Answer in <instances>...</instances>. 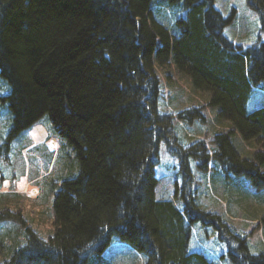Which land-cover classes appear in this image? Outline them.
Returning a JSON list of instances; mask_svg holds the SVG:
<instances>
[{"label":"trees","instance_id":"16d2710c","mask_svg":"<svg viewBox=\"0 0 264 264\" xmlns=\"http://www.w3.org/2000/svg\"><path fill=\"white\" fill-rule=\"evenodd\" d=\"M247 3L260 28L244 46L224 33L234 12L223 16L214 0H0V76L12 114L1 147L44 121L74 153L46 236L1 205L0 221L20 229L8 234L0 264H105L113 236L142 252L143 264H214L189 251L197 221L216 230L232 264H264V252H252L220 214L197 204L191 170V160L202 173L212 162L264 187V105L247 109L253 87L264 84V0ZM172 66L232 126L215 131L212 150L203 139L182 144L174 114L158 106L156 69ZM197 108L176 117L202 122ZM235 132L253 145L248 153L234 146ZM161 141L177 158L182 209L155 197Z\"/></svg>","mask_w":264,"mask_h":264},{"label":"rangeland","instance_id":"374dc122","mask_svg":"<svg viewBox=\"0 0 264 264\" xmlns=\"http://www.w3.org/2000/svg\"><path fill=\"white\" fill-rule=\"evenodd\" d=\"M214 5L225 17L234 12L232 22L224 28L228 37L244 46L257 40L260 21L247 0H214ZM171 10L169 6L168 11L164 9L166 12ZM183 13L182 10L177 11L176 17ZM173 66L156 69L160 80L158 106L174 114L175 131L182 144L203 139L212 150L215 131L228 130L232 126L219 120L216 106L207 105L209 94L195 89L191 79L176 72ZM8 90L6 81L0 76V207L4 205L18 210L24 222L46 236L53 228L54 191L64 175L70 173L68 164L74 159V153L65 142L62 147V139L55 136L44 121L23 130L9 140L7 148H2L12 120L3 99ZM263 105L264 84L253 87L247 109L251 111ZM192 106L202 112V122L186 123L177 119L178 111ZM232 142L243 155L253 147L238 132L232 134ZM213 168L211 162L208 172L202 173L191 160L197 204L220 214L234 232L246 239L252 252H264V187L256 189L245 176L225 174L221 169ZM154 170L157 177L155 197L172 200L182 209V203L175 195V182L180 179L177 158L168 151L164 141L159 144L158 163ZM19 229L16 221H0V239H4L0 242V257L5 247L12 244L8 234L14 236L13 232ZM226 249L212 226L203 225L200 221L192 225L189 251L204 253L214 264H232ZM103 259L105 264H143L145 255L113 236L103 252Z\"/></svg>","mask_w":264,"mask_h":264}]
</instances>
